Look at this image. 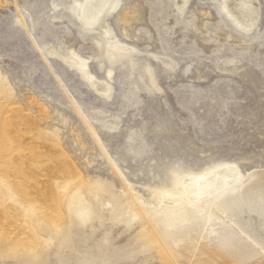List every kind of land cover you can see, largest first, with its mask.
<instances>
[{
  "label": "rangeland",
  "instance_id": "374dc122",
  "mask_svg": "<svg viewBox=\"0 0 264 264\" xmlns=\"http://www.w3.org/2000/svg\"><path fill=\"white\" fill-rule=\"evenodd\" d=\"M257 1L258 25L246 32L221 14L220 0H189L185 11L175 0H117L104 19L140 53L114 64L105 37L80 29L69 13L78 0H0V84L10 89V108L35 115L45 132L58 130L85 175L117 190L131 183L157 204L156 192H178L180 178L225 165L264 168V0ZM53 49L89 58L111 95L48 54Z\"/></svg>",
  "mask_w": 264,
  "mask_h": 264
},
{
  "label": "bare ground",
  "instance_id": "6f19581e",
  "mask_svg": "<svg viewBox=\"0 0 264 264\" xmlns=\"http://www.w3.org/2000/svg\"><path fill=\"white\" fill-rule=\"evenodd\" d=\"M116 1L78 0L69 10L80 29L105 37V59L114 64L140 53L120 41L104 19ZM175 1L181 11L187 9L189 0ZM220 1L221 14L235 27L255 30L257 0ZM48 54L79 70L101 95H111L113 88L89 71V58L63 57L54 49ZM154 58L170 69L176 66L170 58ZM0 95L1 259L18 264L264 262L263 167L244 173L237 165H225L180 178L178 192H156L158 203L151 204L131 183L117 190L111 181L85 175L62 148L57 129L45 132L35 115L10 108L12 95L3 78ZM86 126L97 138L94 127Z\"/></svg>",
  "mask_w": 264,
  "mask_h": 264
}]
</instances>
